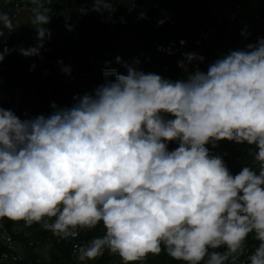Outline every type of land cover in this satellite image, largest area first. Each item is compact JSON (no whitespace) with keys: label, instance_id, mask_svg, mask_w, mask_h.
<instances>
[{"label":"clouds","instance_id":"9594fccd","mask_svg":"<svg viewBox=\"0 0 264 264\" xmlns=\"http://www.w3.org/2000/svg\"><path fill=\"white\" fill-rule=\"evenodd\" d=\"M29 2L37 44L18 51L36 57L52 36V0ZM92 4L116 22L118 0ZM17 27L0 11V63L17 50L6 46L4 29ZM241 35H250L247 27ZM158 50L174 54L171 46ZM182 55L181 79L116 56L126 74L106 61L104 82L75 95L71 106L52 102L50 114L22 119L0 105V221L40 224L61 240L102 222L105 234L79 247L80 262L107 250L123 264H142L166 250L185 264H264V37L229 50L206 71L202 54ZM225 139L254 146L258 170L233 174L207 146ZM172 142L178 147L169 150ZM250 235L258 246L241 261Z\"/></svg>","mask_w":264,"mask_h":264},{"label":"trees","instance_id":"16d2710c","mask_svg":"<svg viewBox=\"0 0 264 264\" xmlns=\"http://www.w3.org/2000/svg\"><path fill=\"white\" fill-rule=\"evenodd\" d=\"M67 1L79 23L80 43L76 49L80 64L85 68H92L101 64L102 58L103 61L116 63L115 57L121 56L122 52L129 49L128 51H137L140 54L144 66L152 67L155 73L161 74L165 78L177 80L185 76L183 70L178 67V61L184 59L182 53L196 52L202 54L205 57L203 64L207 67L219 58H212L206 50L201 51L200 47L188 38V31L185 30L182 24H174L168 19L163 25L158 27V20L164 18L166 15L168 16V12L167 9H163L161 12L154 9L150 4L151 0H118L119 4L116 5L118 10L113 17L116 21L115 23L107 20V13L99 16L97 15L98 12L91 11L93 7L92 0H89L83 6V8L89 10L86 13H81L75 8V0ZM80 1L83 3V0ZM188 1V13L181 19L189 21L192 25L201 23L199 21L201 18L204 20L209 19V23H202V25L209 32L214 30L215 43L223 39H231L235 41L236 47L239 49L245 48L247 44L251 43L252 27L260 22H264V0H242V2L247 3L253 8V11L258 14V18L247 17V23L244 26L240 25L235 33H229L226 30L225 23L220 18L212 15L209 9L198 6L193 0ZM252 2L253 4H251ZM54 3L55 0H52V3L46 6L53 8ZM129 5H135L147 13L151 23L148 29H145L142 25L137 26L131 23L128 14ZM7 13L10 15L9 12ZM28 14L26 22L19 25L11 34L8 33L7 29H4L6 46L16 48L17 50L7 55L4 61L0 63V105L4 108L18 111L19 114L17 115L22 119L43 114L50 110L51 96L54 97L59 106L63 107L71 106L75 95H82L86 92L83 90L81 83L76 79L69 78L66 73L62 72V68L68 66L65 60L62 59L63 64L58 63L55 66L47 64L37 66L31 57H25L19 53V47L29 48L37 44V32L34 28L35 25L31 22L33 18L31 9ZM121 18L126 22H121ZM61 25V21L51 19L48 27L53 30L56 27H61ZM245 27H247V31L250 33L248 37L241 35ZM112 32L129 35V48L126 50L117 49L111 40ZM181 40L187 41L186 45L182 46L180 44ZM161 45L165 49H168L170 46L173 47L174 54L169 55L167 51H159L158 49ZM52 47V41H45V49H52ZM41 52H45V50L42 49ZM33 65H35V69L30 71ZM191 67H194V65ZM199 67L204 66L199 64ZM123 73L126 74L125 68ZM27 89L29 90L31 99L37 105V111L28 113L26 116L20 108L18 100L22 98L24 92H27ZM207 146L210 148L212 154L223 157L233 174L238 173L244 166H247L238 161V158L243 156L252 157L250 149L254 148V146H250L247 143L237 144L226 139L219 141L216 147H213L211 144ZM248 166L258 170L256 162ZM4 221L6 229L12 234L14 240L21 243L29 251V254L26 256L29 261L26 259L12 264H36L37 260H45L33 251V247L42 244L46 239H49L51 243L49 248L50 258L47 264H75L74 258L78 254L74 256L71 254L69 241L57 238L51 231L43 229L40 224H33L29 227L23 221L14 222L8 219H4ZM105 231L106 229L102 222L95 229H85L84 238L86 245L91 239L102 237ZM258 243L250 235L247 243V254H250L258 246ZM218 250L221 252L225 251L224 248ZM115 256L117 254H111L106 250L102 256L97 257L91 264H115L113 263ZM151 263L185 264L184 261H177L171 258L166 250L155 256L152 254L150 256L149 254L147 259L142 262V264ZM0 264L4 263L0 262Z\"/></svg>","mask_w":264,"mask_h":264},{"label":"built area","instance_id":"2783aa9c","mask_svg":"<svg viewBox=\"0 0 264 264\" xmlns=\"http://www.w3.org/2000/svg\"><path fill=\"white\" fill-rule=\"evenodd\" d=\"M198 6L207 8L211 14L220 18L226 26V30L229 33H235L241 24L247 23V17L258 18V14L253 11V8L242 0H193ZM5 3L6 12L10 13V17L13 21H19L18 24L26 22V14L33 5L29 0H0V4ZM151 6L158 11L168 9L167 0H151ZM49 16L51 19L59 20L62 22L63 36L56 41H53L54 46L51 50L41 52V56L32 57V60L37 66L47 64L55 66L61 59L62 54H68L67 63L71 67L72 72L69 78L76 79L82 84V88L86 92L92 91L97 85L104 82V76L102 70L105 67V63L98 64L92 68H85L80 64L79 55L77 53V46L80 43V29L77 18L72 13L71 7L67 0H55L54 7L50 8ZM145 12L143 9L138 8L135 5H129V20L134 25H142L145 29L151 26L149 17L147 19H140L139 14ZM147 14V13H146ZM106 23V21H104ZM172 23H180L184 27L193 29L196 38L195 42H207L213 43L214 35L203 27L193 26L189 21H183L180 17L174 18ZM67 24L74 25L73 30H68ZM228 43L224 54H227L229 50H235V41L231 39H225ZM215 43V42H214ZM215 47V54L218 53V47ZM86 45V43H85ZM162 46V45H161ZM221 55V56H222ZM218 56V57H221ZM124 61L129 63L137 60L136 67L142 69L145 72H154L152 67L144 66L143 60L137 51H124L121 54ZM113 67L118 68L120 72H124V68L121 65L112 63ZM52 111L48 110L45 115L50 114ZM34 113V112H33ZM170 118V117H166ZM178 147L174 142L169 144V150H174ZM85 229L80 230V234L75 239H68L70 242V251L74 256L78 254V249L81 246H86L85 242ZM0 262L4 264H12L22 260H28L26 256L20 253L17 242L14 240L12 234L6 229L5 221H0ZM247 249L243 257H240L241 261L247 259ZM122 261V260H121ZM48 260H37L36 264H47ZM60 264V263H53Z\"/></svg>","mask_w":264,"mask_h":264},{"label":"rangeland","instance_id":"374dc122","mask_svg":"<svg viewBox=\"0 0 264 264\" xmlns=\"http://www.w3.org/2000/svg\"><path fill=\"white\" fill-rule=\"evenodd\" d=\"M89 0H83V3L80 0H75L74 1V6L77 10H79L80 8H82L84 6L85 3H87ZM170 1V6H168V16L170 17V20L178 17L179 15L181 16H186L187 12H188V6L189 4H185L182 1L179 0H168V2ZM253 4V2L251 3ZM97 15L102 16L100 13H97ZM19 21H15V23H18ZM208 22V20H203L202 23L206 24ZM188 31V38L191 40L193 39V41H195L196 35L190 32V30L185 29ZM56 32V31H55ZM212 34L214 35V30H211ZM251 33H252V37H251V43H255L258 37H264V26L259 23L257 25H254L253 28L251 29ZM111 40L114 43V46L117 49H125V48H129L130 46V37L129 35H124L121 33H116V32H112L111 35ZM238 48V47H237ZM239 49V48H238ZM218 54L214 55V58H217ZM106 61H102L100 63H105ZM204 67H201V70L206 71L207 70V66H205L202 63ZM69 76V75H68ZM27 92H24L22 95V98H20L18 100V104L21 105V109L24 113H31V112H36L37 111V105L34 103V101L31 99L30 94H29V90H26ZM50 101L51 102H56L57 101L54 99V97H50ZM52 104V103H51ZM11 109V108H8ZM14 110V109H12ZM16 112V114H19L18 111L14 110ZM50 111H52V108L50 109ZM238 161H240L241 163L246 164L247 166L250 165L251 163L255 162L253 156L252 157H240L238 158ZM18 248L20 250V253L23 256H27L29 254V251H27V249L21 244L18 243ZM50 240L46 239L42 244L33 247V251H35L39 257L45 259V260H49L50 258V254H49V248H50ZM151 256V254H150ZM78 256H76L74 258V263L75 264H91L93 261L95 260H91V261H86V262H80L77 258ZM113 263L115 264H123V261H120V257L117 255L114 257L113 259ZM68 264V263H65ZM153 264V263H151Z\"/></svg>","mask_w":264,"mask_h":264},{"label":"crops","instance_id":"0c3cea01","mask_svg":"<svg viewBox=\"0 0 264 264\" xmlns=\"http://www.w3.org/2000/svg\"><path fill=\"white\" fill-rule=\"evenodd\" d=\"M179 1H182L183 3H185V4H189V1L188 0H179ZM167 2H168V0H167ZM168 6H170V1L168 2ZM0 9H1V11H3V12H6V10H5V3H1L0 4ZM188 9H189V6H188ZM167 12H168V9H167ZM188 13V12H187ZM29 15V14H28ZM28 15L26 14V16H25V18L27 19L28 18ZM187 15V14H186ZM169 17V16H168ZM178 17H180V18H182L183 19V16H181V15H179ZM178 17H176V18H178ZM170 19V18H169ZM204 19H200L199 21L201 22V23H198L197 25H193V26H198V27H203V25H202V21H203ZM206 20H208V22L207 23H209V19H206ZM171 21H172V19H171ZM13 23H14V26H19V25H21V24H24V23H21V24H18V23H15V21H13ZM263 26H264V22H260ZM242 26H244V24H241ZM185 29H188V30H190V32L193 34H195V32H194V30L193 29H189L188 27H184ZM204 28V27H203ZM253 28V27H252ZM56 31V32H55ZM187 31V30H186ZM211 33V32H210ZM189 34V33H188ZM196 35V34H195ZM63 36V28L62 27H56V28H54L53 30H52V36H51V39H50V41H52V44H53V46H54V43H53V41H56L57 39H60V37H62ZM191 41L192 42H195V41H193V39H191ZM215 41H214V39H213V43L211 44V43H207V42H201V43H199V42H195V44L196 45H198L199 47H200V49H201V51H204V50H206L208 53H209V55L210 56H212V58H214V55H215V47H216V44L214 43ZM220 46V48L218 47V56H221L223 53H224V51L226 50V48H227V46H228V43H227V41L225 40V39H223V40H220L218 43H217V46ZM235 47H236V44H235ZM53 48V47H52ZM48 49V48H47ZM126 49H128V48H125V50ZM236 49H238L237 47H236ZM48 50H51V49H48ZM129 50V49H128ZM127 50V51H128ZM32 58V57H31ZM67 58H68V54L66 53V54H62L61 55V59L59 60V61H62V59L63 60H65V63L67 64ZM102 64V63H101ZM0 70H1V66H0ZM67 76H68V74H67ZM69 77V76H68ZM0 80H1V73H0ZM52 102L50 101V104H51ZM20 108H22L21 107V105H20ZM177 146H178V143L177 142H174Z\"/></svg>","mask_w":264,"mask_h":264}]
</instances>
